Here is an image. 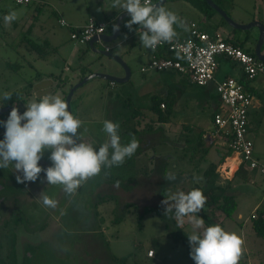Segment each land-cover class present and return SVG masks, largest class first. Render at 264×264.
I'll list each match as a JSON object with an SVG mask.
<instances>
[{"label":"rangeland","instance_id":"obj_1","mask_svg":"<svg viewBox=\"0 0 264 264\" xmlns=\"http://www.w3.org/2000/svg\"><path fill=\"white\" fill-rule=\"evenodd\" d=\"M41 1L43 2V7L40 10H36L33 4L28 6H15L12 0H0V23L2 25L0 27V94L4 92L11 93L24 87L38 73L43 74L42 82L40 81L41 83L39 85L34 86L35 89L28 103L36 100L39 96L38 94L42 92L60 95L63 98V91L66 90L68 92L71 85L79 82L78 78L75 77L76 74L81 76L83 72L87 74L99 72L123 75L122 68L118 63L107 57L95 54L87 44L79 43L71 37L70 29L71 26H74V21L78 20L77 22H79L87 17L100 19L99 16L101 15H99L98 9H95L97 5L96 0ZM152 3H155L154 0H152ZM161 6L179 14V18L183 17L185 20H195L203 24L204 15L187 0H166ZM222 6L228 15L237 23L246 24L259 20L264 25V0H230L229 2H224ZM12 11L16 13V19L10 24H5L2 17ZM60 14L63 15V18L69 26H62L58 23V16ZM221 18L218 14H214L210 18L209 23L211 25L208 24V32H212V28L215 27L213 24L217 23V29L222 34L232 37L239 42H243V46L250 50L254 49L258 37L256 29L248 31L232 29L224 20L221 21ZM16 22L17 24L14 26ZM29 25L33 26L31 33H29V39L37 43H42V41L48 42L47 46H42L43 51H45L42 55L38 51L29 50L27 39H23L22 37ZM107 46L112 47L111 51L118 53L126 62L131 72L130 79L124 83L111 85L108 80L99 77L91 78L74 91L70 101L72 114L82 121V127L79 130L82 133V138L85 139L86 143L93 144L94 146L103 143L107 139L106 134L102 131L103 121H116L114 115L119 116L121 113L123 101L127 99L131 101L129 103L131 104L130 107H134V109L136 107H143L146 104L147 96L145 95L148 92L149 94L157 93L159 89L156 86L160 83H152L144 80L147 74L153 71L148 69L145 72H141L140 69L146 67L152 54L151 51L141 45L138 34L120 33L117 40L107 44ZM95 47L102 48L103 45L95 44ZM262 50H264V43ZM17 65L18 67H13ZM74 67H77L76 73L72 70ZM45 75H54V80L58 83L55 81L48 82L51 78ZM58 77L63 80L64 85H59L60 80ZM69 80L70 83H68ZM252 81H249V85ZM184 85L186 87H184L181 99L185 108L180 114L172 113L170 121L174 124L168 127L165 126L166 131L164 132L167 136H164V139L159 143H156L161 139L158 137L159 134L148 136L149 140L151 137L149 145L156 144V146L154 149L148 148L146 150L147 155L150 156L149 159L151 160L154 151L156 153L157 151L158 153H163L164 157L162 159L164 158L163 160H165L167 158L166 161L168 163L167 175H161L160 169L162 164L158 163L154 175H151L147 180L144 179L145 175L142 176L144 178L139 176L136 185L135 183L128 185L129 189L117 183L107 185L103 181L97 191L100 192V195L107 193L114 194L118 204L120 203L124 209L120 212V206H114L112 202L108 203L105 209L98 207L101 212L99 214L104 217L100 227V230L103 231V236H100L99 239L92 236L93 231L97 232L95 230L91 231L93 225L100 226L97 218H90L87 221V223H90L89 235L78 233L82 228L81 225H83L80 219L81 214L79 213L77 214L78 219L68 220L69 224L67 223L65 225V233H60L65 234L63 239L67 241L79 239L78 242L71 245L72 250L65 257L70 262H66L63 258L66 256L64 254L66 251L63 253L64 249L60 250L61 253L55 251L56 253H53V257L50 253L53 249L50 246L46 244L41 246L39 244L37 250L38 254L41 255H37L34 264H116L117 262H112V257L122 258L129 255L132 258L127 259V264H133L134 259L139 264H194V261L189 255L190 244L187 236L191 234L190 224L187 220L183 224H178L176 218H174L177 225L183 227L179 232L180 238H177L178 241L175 240L169 234L176 232L175 226L170 220H164L170 212H166L167 205L163 203L172 194L178 191L187 192L192 187L200 189L206 197L204 206H207V208L203 209V211L201 209L197 215H203L202 212L207 213L214 223L221 221L222 214L217 213L215 208L209 204L211 195L217 194L219 189H224L225 193L234 194L237 203L236 211L231 218H225L223 220L222 227L226 231L236 233L243 241L239 264H258L259 262L264 264V257L258 259V251L254 252L255 256H253V252L250 254L252 255L251 257L247 255L248 252L245 251L246 245L243 238V235L246 236L247 234L245 230L250 233L252 232L251 224L247 220L250 219V213L254 209H264V199H259L262 196L259 190L260 187L262 189V184H264V177L257 172L246 171L244 167V179L234 177L230 181L229 178H231L235 169L233 165L237 167V164L240 163L237 156H233L232 154V158H225L217 166L216 173L208 181L204 180L202 171L207 163L202 162L197 164V153L193 154L190 151L183 150L181 144H177L175 141L174 133L176 131L173 130H180L179 123L191 125L193 128L189 134L191 140H195L197 137L198 126L208 125L211 127L209 109L200 118V125H198L199 123L197 124V101L194 99L197 97V86ZM167 88L170 91L169 96L176 99V93L169 83ZM111 94L113 96L114 94H120L122 101L116 100L115 97L112 98L110 96ZM256 100L260 102L261 107L253 110V113L248 117V131H250L248 136L254 143V155L259 159L260 163L264 164V85L254 93L253 101L255 102ZM22 109L26 110V106H22ZM126 110L129 111V108L126 107ZM139 111L141 112L142 110L139 109ZM124 112L126 111L123 110ZM8 114L9 112L3 113L1 119H6ZM121 117H123L122 113ZM121 119L119 118L118 120ZM123 120H127V118L124 117ZM122 126L124 125L121 123L120 127ZM119 130L122 133L124 132V130ZM3 133V127H0V139L3 138ZM121 137V142L123 143L131 140V138L128 140L127 136L121 135ZM221 141L223 140L217 139L216 143H214L213 140L210 144L214 143L215 145H219ZM208 143L209 141H207ZM208 154L211 160L216 157L214 150H211ZM49 155L50 150L45 151L39 162H51L48 158ZM158 155L160 156L161 154ZM190 156L191 158H195L192 162L189 160ZM228 162L234 164H231V167L226 169L225 167H227ZM149 164L152 165L153 163L149 162ZM48 166L46 164L44 165L45 168ZM8 168L15 170L12 164ZM14 173L15 175H8L7 168L0 169V182H2L0 184H10V187L14 188V190H21L23 186L19 185L16 181V175L18 173ZM101 174L102 170L99 174L82 183L77 190V196L72 199V205L69 208L70 210L72 209V212L59 214L60 222L63 225L66 223L65 220L75 216L74 206L85 200L88 187H95L97 181L95 178ZM171 175H174L176 179L169 180L166 178ZM246 175L249 176L248 179H245ZM189 176L191 177V181L188 179ZM181 180L185 181L180 183ZM33 183L38 184L36 182ZM62 189L63 186L61 185H47L42 190L40 196L42 198L43 195H47L55 200V208L59 209L62 207L60 204L63 201V194H68ZM92 198H95V195ZM33 203L23 200L18 207L31 211L32 217H35L34 219L39 224L42 220L47 219L45 218L44 209L52 207H46L43 203L40 205ZM128 203L129 205H127ZM81 206L79 205L78 207ZM113 207L117 208V213L114 210L111 211ZM145 207L148 208V211L143 213ZM73 222L74 225H71ZM240 224L243 225V228H240ZM205 226H208V224L205 223ZM253 236L255 235L253 234ZM36 240L43 241L44 238L36 237ZM47 242L51 246L54 245L52 246L53 248H58L52 242V239H49ZM261 242L264 248V242L262 240L259 239L256 241L258 245ZM60 243L62 244L61 238ZM149 249L153 251L154 257L144 258L143 256ZM45 254L47 256L46 258Z\"/></svg>","mask_w":264,"mask_h":264},{"label":"clouds","instance_id":"obj_2","mask_svg":"<svg viewBox=\"0 0 264 264\" xmlns=\"http://www.w3.org/2000/svg\"><path fill=\"white\" fill-rule=\"evenodd\" d=\"M112 8L127 12L130 19L125 27L136 29L141 45L153 51L177 37L176 27H184L178 15L152 3L151 0H111ZM16 19L14 11L5 14L2 20L10 24ZM119 26H114L118 31ZM11 94H0V101H8ZM3 104L0 103V107ZM3 138L0 139V169L14 166L17 183L35 182L41 172L47 185H61L67 193L74 194L89 178L100 173L102 167L119 166L131 157L139 147L133 138L121 143L119 123L104 120L102 131L107 139L93 145L82 139L79 131L82 121L75 117L60 95L45 93L26 104L22 113L12 107L6 119H0ZM50 150L51 165L43 167L39 161L44 152ZM175 180L174 175L166 177ZM171 202V203H170ZM46 207H56V201L43 195ZM166 212H173L178 224L185 220L191 226L188 234L190 257L194 264H239L242 251L241 238L226 231L218 224L205 226L197 215L206 203V197L198 188L178 191L163 201Z\"/></svg>","mask_w":264,"mask_h":264},{"label":"trees","instance_id":"obj_3","mask_svg":"<svg viewBox=\"0 0 264 264\" xmlns=\"http://www.w3.org/2000/svg\"><path fill=\"white\" fill-rule=\"evenodd\" d=\"M158 0H154V2H156ZM189 3L192 4V6H194L195 8H197L203 15H204V20L205 21H209L210 18L214 15L217 14L216 11L214 9H212L206 2V0H187ZM219 8H221L222 10H224L226 13L227 11L223 8L222 4L224 2H229L230 0H212ZM13 2V1H12ZM14 3V2H13ZM33 4L35 5V9L36 10H40L43 6V2H41L40 0H32L30 2H28L25 5H30ZM15 6H21V5H17L14 3ZM177 14V13H176ZM228 14V13H227ZM179 17V14H177ZM117 16V12H112V14L105 16L104 21L102 22H106L109 23L110 27H113L114 25V21L115 18ZM59 19H63L61 17L58 16V20ZM130 19V17H128L127 19H125L123 21V23L121 24V30L120 33H133L136 31V29L139 27L138 25H133L132 26V30H129L127 27H125V23L126 21ZM181 21H183L184 26L187 25V20H185V18L181 17L180 18ZM221 21L223 20L222 18L220 19ZM97 22H101V21H95ZM17 22L14 23V26H16ZM108 25V24H107ZM0 27H2L1 23H0ZM182 27H176L177 29H181ZM215 28H217V26L215 25ZM33 29L32 25H29L27 27V29L24 31V34L22 35L23 39L26 38L27 40V46L29 50L32 51H38L40 55L43 54V49L42 46H47L48 42L47 41H42V43H37L32 41L31 39H29L30 35L29 33H31ZM76 30V29H75ZM75 30H72L73 32ZM79 30V29H78ZM78 30H76L75 32H77ZM225 41L230 42L233 46L235 47H239L242 48L244 51H247L248 53H250L253 57H256L254 54L253 49L250 50L249 48H246L243 46V42H239L235 39H233L232 37L229 36H225ZM87 44V43H85ZM154 57H158V52H153ZM174 55V54H172ZM176 56V55H175ZM172 57V56H169ZM177 57V56H176ZM176 57H172V58H176ZM227 59V58H224ZM228 61L232 62L230 59H227ZM234 64H236L235 62H232ZM264 64V63H263ZM13 67H18L17 66H13ZM80 68V67H79ZM240 69V67H239ZM241 77L239 78L241 83H243V85L245 86V89L249 92H253L252 88H250L249 86V80L242 75L241 71H240ZM43 74H36L35 77L32 78V80L28 81L27 84H25L24 87H21L18 90L12 91L10 94L12 96V98L8 101H1V103L3 105H7V106H13L18 108L20 105H23L25 103L28 102V100L32 97V93H33V88L34 85L42 80V76ZM50 77L51 79H55L54 75H45ZM84 76V73L81 74L80 77H78V81H80L82 79V77ZM60 82L59 85H64L65 83L63 82V80L60 79V77H58ZM56 83H58L56 81ZM72 86V85H71ZM64 95H63V100H65L66 97V90L63 91ZM38 98V97H37ZM36 98V99H37ZM131 101L125 100L122 103V108H121V113L122 116L121 117V113L119 114V116H115L114 118L116 119V121L114 122H118L119 125L122 123L124 126L119 127V129L124 130V132L122 133L119 130V134L120 136H127V139L130 140L135 138L138 142H139V147L137 148L136 152L129 158H126V160L124 161L123 164L119 165V166H113L110 168L104 167V169L102 170V174L99 177H96L95 179H97L95 187H91L89 188L90 192L93 191L94 188H98L99 186H101L102 181H107L110 183H117V184H121L123 186H125L126 188L129 189V184H136L137 178L139 176H144L146 175V164L148 163L147 160H150V156L147 155V149L151 148L154 149V147L156 146V144L154 145H149V141L150 140L147 139V136L149 135H155V134H159L158 137L161 138L158 142H161L164 139V136L166 137L167 135H165L166 131L163 127V124H166L170 121V117L172 115V108H173V98H171L170 96H166V97H162V96H158V95H152L148 98V105L147 106H143L140 108L134 109V107H130L131 104H129ZM161 104L163 105V108H161ZM129 105V106H127ZM126 107L129 108V111L126 110ZM139 109H141L142 111L140 112ZM123 110H125L126 112L123 113ZM131 111V112H130ZM119 112V111H118ZM118 114V113H117ZM126 117L127 120H123V118ZM2 118V116L0 117V119ZM119 118H122L121 120H118ZM180 130H173L176 131L174 133L175 135V141L177 142V144H181V148L187 151H190L191 153H197V164H200L202 162H206L207 165L206 167L203 169L202 171V177L204 178L205 181H208L213 175L214 173H216V168L218 165H220L225 158L230 157L232 155V151L229 148V145L227 143L224 144H219V145H215L213 144H207V141H205V131L202 129H197V137L195 138V140H191L189 137V134L192 132V127L190 124H179ZM125 133V134H124ZM122 139V137H121ZM149 140V141H148ZM167 140V139H166ZM123 143V142H121ZM128 143V142H127ZM127 143H123V144H127ZM185 145V147H184ZM211 150H214L216 157H214V159H209V152ZM161 154L160 157H164L163 153H157L154 151V157H158ZM167 159V158H166ZM164 161L163 164V168L161 167L160 169V173L162 174V176H166L168 173V166H167V161ZM195 158H189V160L192 162ZM141 162V163H140ZM144 167V168H143ZM243 164H240V167L238 168V170L234 173V177H240L243 178ZM130 171V172H128ZM233 177V178H234ZM191 178V177H190ZM191 181V179L189 180ZM194 188V187H192ZM192 188H190L189 190H191ZM96 190V189H95ZM103 190V189H102ZM104 191V190H103ZM219 192L217 194L211 195L210 200H209V204L212 205V207L215 208L216 212L219 213L220 215L222 214V218L221 221L217 222V223H213L212 220L206 216L201 215L200 217H202L205 221V223H207L208 225H213V224H218L222 227V222L225 218H231L232 215L234 214V212L236 211L237 208V203L234 197L233 193H225L224 189H219ZM263 191V190H262ZM96 196L97 199H101V201L99 202L98 200L94 201L91 204V211H95V216L98 220V224L100 225L99 227L94 224L93 228L91 231L95 230L97 232L92 233V236H95L99 239V237L103 236V231L100 230L101 227V223L104 220V217L102 215H100L99 213L100 210L98 209L99 203H104L105 205H107L108 203L112 202L115 205H119L120 206V212L123 211V206L121 207V204H118L117 198L114 196V194H101L99 191H96ZM129 205V203L127 204ZM126 205V206H127ZM103 207V206H101ZM106 206H104L105 209ZM125 207V206H124ZM115 211L117 213V208L113 207L111 209V211ZM148 211V208L145 207V209L143 210V213H146ZM103 214V213H102ZM175 214L174 211L170 212L169 215L167 216L166 219L164 220H170V222H172V224L175 226V233H169L175 240L178 241L177 238L179 237V232L181 231V229L183 227L178 226L177 223L175 222ZM114 222V220H113ZM250 224H251V230L253 232V234L255 235V237L260 238L261 240L264 241V209H256L254 211V213H252L250 215ZM241 225V224H240ZM92 227V225H91ZM79 239L77 240H73L72 239V244L78 242ZM103 245V244H102ZM150 250V249H149ZM147 250V251H149ZM154 255V253H153ZM152 255V256H153ZM52 256L54 257V255L52 254ZM151 256V257H152ZM47 256H45L46 258ZM144 258H150L149 256H147V252L146 254L143 256ZM58 258V257H57ZM128 258H132L131 255L126 256V257H122V258H116V257H112V262L116 264H127V259ZM28 259V258H25ZM134 259V258H133ZM65 260V259H64ZM140 260H141V256H140ZM115 261V262H114ZM133 264H139V262H136L135 259L133 261Z\"/></svg>","mask_w":264,"mask_h":264},{"label":"built area","instance_id":"obj_4","mask_svg":"<svg viewBox=\"0 0 264 264\" xmlns=\"http://www.w3.org/2000/svg\"><path fill=\"white\" fill-rule=\"evenodd\" d=\"M12 1L17 5H25L32 0ZM59 23L68 25L64 19H59ZM187 25L186 36L176 37L171 43L161 44L155 51L149 49L151 52H167L177 57H153L141 71L172 70L187 77L189 82L196 86L214 83L220 102L219 110L212 118L216 135L229 145L240 164L264 177V164L255 157L254 143L248 136V117L253 94L245 89L239 78L226 77L217 80L215 77L220 59L223 58L235 62L242 75L249 81L264 74L263 62L242 48L225 41V36L219 31L208 32L194 21H189ZM106 30V22L96 23L90 20L77 32L72 33L71 37L84 44L93 36L104 34ZM147 255L151 257L153 251L149 250Z\"/></svg>","mask_w":264,"mask_h":264},{"label":"flooded vegetation","instance_id":"obj_5","mask_svg":"<svg viewBox=\"0 0 264 264\" xmlns=\"http://www.w3.org/2000/svg\"><path fill=\"white\" fill-rule=\"evenodd\" d=\"M27 103L20 105L17 108L20 113L25 111L24 109H22V106H26ZM6 106L7 105H3L2 107H0V109ZM1 116L2 114L0 115V117ZM82 139L85 142V139ZM147 139H149L148 136ZM45 164L47 166H50L51 162L45 161L44 163H40V165H42L43 167ZM103 169L104 167L101 168V170ZM7 170L8 175H15V170L8 167ZM151 172L152 171H149L148 169L144 177H148ZM35 182L38 184H34L33 182L19 183V185L23 186L21 190H14V188L10 187V184H0V264H34L36 262L35 259H37V255H41L38 254L37 250L39 244H41V246H43V244L50 246L51 249H53L50 252L51 254L56 253L55 251L60 252V250L64 249L63 253L66 251L64 253L66 254V256H64L63 258L66 262H70L68 258L65 257H67L68 253L72 250V239L71 241H67L66 239L64 240L63 237H65V234L60 233H65V225L67 223L69 224L68 220L72 221L73 219H78L77 214L79 213L81 214L80 219L83 225L79 224L82 228L80 231H78V233L87 235L90 234V223H87V221H89L90 218H96L95 211L91 212V204L94 201L98 200L96 196V191L98 190V188H94L93 191L90 192L88 187V192L85 200H83L82 203H77L74 206L75 216L72 218L69 217V219L67 220L64 219L66 221L64 225L60 222L59 214L72 212V209L70 210L69 208L70 205H72V199L77 196V191L74 194H63V201L60 204V206H62L61 208H45V218L47 219H44L39 224H37L38 221L34 219L35 217H32L31 211L18 207L23 200L30 201L31 203L34 202L33 204L35 205H40L42 203L40 194L42 193V190L47 186V182L44 179L43 172L40 173L39 178ZM104 182L107 185L112 184L107 181ZM94 195L95 198H92ZM71 196L73 197L71 198ZM98 201L100 202L101 199H99ZM99 202V207L103 206L104 208V206H106L104 203ZM79 205L82 206L78 207ZM61 219H63V217H61ZM71 225H74V222ZM36 237L44 238V240L37 241ZM66 237L68 236L66 235ZM60 238L62 244L60 243ZM49 239H52V242L58 246L59 250L56 247L53 248L52 246L54 245L51 246L47 242Z\"/></svg>","mask_w":264,"mask_h":264},{"label":"crops","instance_id":"obj_6","mask_svg":"<svg viewBox=\"0 0 264 264\" xmlns=\"http://www.w3.org/2000/svg\"><path fill=\"white\" fill-rule=\"evenodd\" d=\"M41 1V0H40ZM42 2V1H41ZM151 2H152V0H151ZM96 3H97V5H96V7H95V9H98V11H99V15H101V16H99L100 17V19H96V18H92V17H87V18H83V20H80L79 22H77V21H74V26H71V34L72 33H75V31L76 30H78V29H80L83 25H85L88 21H90V20H93V21H104V19H105V16H108V15H110V14H112V12H117V16L121 13V12H123L121 9H119V8H112V3H111V0H96ZM97 12V11H96ZM116 16V17H117ZM59 17H61V18H63V15L62 14H60V16ZM64 19V18H63ZM65 20V19H64ZM188 22L189 21H194V22H196L201 28H203V29H205V30H207L208 29V24H210L209 23V21H205L204 19H203V24H201L200 22H197V21H195V20H187ZM77 22V23H76ZM188 22H187V24H188ZM58 23H59V20H58ZM123 23V22H122ZM60 24V23H59ZM108 25H107V30H106V32H108V31H111L112 30V27H110L109 26V23H107ZM61 25V24H60ZM211 25V24H210ZM213 25H218L217 23H214ZM63 26V25H62ZM67 26H69V25H67ZM187 26L188 25H186V28H184V27H182L181 29H177L176 30V32H177V37H184V35L186 36V34H187ZM76 29V30H75ZM213 29V31H219L217 28H215V27H213L212 28ZM72 30H75L74 32L72 31ZM208 31V30H207ZM212 31V32H213ZM220 32V31H219ZM133 33H136L137 34V31H135V32H133ZM224 36H225V34H223ZM107 46V45H106ZM107 47H109V46H107ZM132 48H133V46H132ZM131 48V49H132ZM130 49V50H131ZM147 50H149V49H147ZM150 51V50H149ZM151 59L154 57V54H153V52H151ZM158 56H165V57H169V56H172V57H176L175 55H172V54H170V53H167V52H158V54H157ZM150 59V60H151ZM149 60V61H150ZM149 61L147 62V64L149 63ZM75 68V69H74ZM72 70L74 71V73H76V68L77 67H74ZM140 71H141V69H140ZM151 71H153V70H151ZM141 72H145V71H141ZM84 73V76L85 75H87V73H85V72H83ZM120 75H122V74H120ZM75 77H80V76H78V74H76V76ZM215 77H216V79L217 80H221V79H224V78H226V77H233V78H236V79H238V78H240L241 77V74H240V69H239V66L237 65V64H234V63H232V62H230V61H228L227 59H220V63H219V66H218V69H217V72H216V75H215ZM144 80H146V81H149V82H152V83H157V82H160L157 86H156V88L157 89H159L158 90V92L157 93H155V94H149V92L147 93V95H145V96H147L146 97V104H145V106H147L148 105V98L150 97V96H152V95H158V96H162V97H166V96H169V92L170 91H168V83L171 85V87H173V89H174V91H175V93H176V99H173V108H172V113L174 112V114H180V112L182 111V110H184V108H185V106L183 105V103H182V99H181V95H182V93H183V91H184V87H186L184 84H188V85H194V84H192V83H190L189 82V80H188V78L187 77H185V76H183V75H180V74H178L177 72H175V71H172V70H170V71H161V72H156V71H153V72H151V73H148L147 74V77L144 79ZM256 80V81H255ZM254 81H252V83L249 85L250 86V88H252V90H253V92H251L253 95H254V93H256L257 92V89H259L262 85H264V74L263 75H259L256 79H255ZM50 81H55V80H53V79H50V80H48V82H50ZM41 82H42V80H41ZM40 81L39 82H37L34 86L36 87L37 85H39L40 83H41ZM56 82V81H55ZM68 83H70V80H69V82ZM254 83H256V84H254ZM111 85H113V83H110ZM163 87V88H162ZM35 88H33V90H34ZM45 93H47V92H42L41 94H38V95H42V94H45ZM111 93H113V92H111ZM110 96H112V98H116V100H119V101H122V98H121V96H120V94H114V96L111 94ZM218 95H217V93H216V90H215V85H214V83H209L208 85H205V86H197V97L196 98H194L196 101H197V124L200 122V118H202L203 116V113L207 110V109H209V111H210V123H211V127L210 126H198L197 127V129L199 130V129H202V130H204L205 131V141H209V144L211 143V141H213L214 140V142L216 143V140L217 139H221V140H223L221 137H219V136H217L216 135V133H215V126H214V124H213V121H212V118H213V114L215 113V112H217L218 110H219V106H220V102H219V98L217 97ZM261 107V104H260V102H258V100H256L255 102L254 101H252V105H251V107H250V109H249V117H250V115H251V113H253L252 111L253 110H255V109H259ZM256 112V111H255ZM174 117H176V115H174ZM182 123V122H181ZM171 124H174V123H171V121H169L168 123H166V124H163V127H164V129L166 130V127H168V126H170ZM180 124V123H179ZM198 125H200V123L198 124ZM166 126V127H165ZM250 132V131H249ZM250 134V133H249ZM211 140V141H210ZM221 144H224V141H221L220 142V145ZM215 145V144H214ZM233 156H236V155H234L233 154ZM233 156H230V158H232ZM256 157V156H255ZM164 159V158H163ZM162 159V157H160V156H158V157H154V155H152L151 156V160H147L148 161V163L146 164V170H148L149 169V171H152L151 172V174H149V176L148 177H142V178H144V179H149L150 178V176L151 175H154V172H155V170H156V168L158 167V163L159 164H162L161 165V167L163 168V164H164V161L165 160H163ZM258 159V158H257ZM258 161H259V159H258ZM149 162L150 163H153L152 165H150L149 164ZM260 162V161H259ZM141 163V162H140ZM228 165H227V167H225L226 169H229L230 167H231V164H234V163H227ZM235 165H233V168H235L234 169V172L232 173V175H231V178H229V180L231 181L232 179H233V177H234V173L238 170V168L240 167V163L239 164H237V167H234ZM144 168V167H143ZM246 171H247V169H246ZM248 171H250V170H248ZM244 172V171H243ZM162 175V174H161ZM245 175V174H244ZM163 178V177H162ZM249 178V176L248 175H246V177H245V179H248ZM251 178V177H250ZM188 179H190V176H189V178ZM250 180V179H249ZM254 180V179H253ZM253 180H251V181H253ZM185 180H181V182L180 183H183ZM179 184V183H178ZM136 185V184H135ZM263 190V191H262ZM259 193L260 194H262V196L259 198V199H264V184H262V189H261V187H260V190H259ZM205 208H207V206H204L203 208H202V211H203V209H205ZM254 211H255V209H254ZM254 211H252L251 213H250V215L252 214V213H254ZM203 214H204V216H206V217H208V218H210L208 215H207V213H204V212H202ZM211 219V218H210ZM212 220V219H211ZM247 220H249V222H250V219H247ZM246 221V220H245ZM244 221V222H245ZM213 222V221H212ZM214 223V222H213ZM240 228H243V225H241V227ZM246 232H247V234H246V236L245 235H243V238H244V242H245V245H246V247H245V251H247L248 253H247V255H249L250 257L252 256V255H250L251 254V252H253V256H255L254 255V252H256V251H258V255H259V258L258 259H261L262 257H264V248H263V246H262V242L260 243V245H258L257 243H256V241L257 240H259L260 238H258L257 239V237H255V236H253V232H249V231H247V230H245ZM249 233V234H248ZM261 240V239H260ZM263 241V240H262ZM264 242V241H263ZM154 257V255L152 256V257H150V258H153ZM258 264H261V262H259Z\"/></svg>","mask_w":264,"mask_h":264},{"label":"water","instance_id":"obj_7","mask_svg":"<svg viewBox=\"0 0 264 264\" xmlns=\"http://www.w3.org/2000/svg\"><path fill=\"white\" fill-rule=\"evenodd\" d=\"M166 0H158L155 3L161 6ZM207 4L216 11V13L222 17L224 22H226L227 25H229L232 29H240L244 31L256 29L258 32V37L254 46V54L256 58L260 62H264V50H262V46L264 43V25L261 23L259 20L256 21H251L246 24H240L234 21L224 10L219 8L212 0H206ZM129 15L127 12L123 11L121 12L114 21V25L112 27L111 31L105 32L104 34H101L99 36H93L89 42L87 43L88 47L92 49V52H94L97 55H101L104 57H107L109 59H112L116 63H118L123 71V75H115L112 73H89L85 76L82 77V79L76 83L75 85H72L70 89L68 90L66 97H65V102L68 105V109L71 112V107H70V101L71 97L74 93V91L81 85H83L85 82L90 80L91 78L99 77L105 80H108L110 83H124L127 82L130 79V69L127 66L126 62L121 58V56L116 53L111 51L110 47H107V44L113 43L114 41L117 40V38L120 35V30H121V24L122 22L127 19ZM118 25L119 30L114 31V26ZM95 44H101L103 45L102 48L95 47ZM108 48V49H106ZM12 109L11 106H6L0 109V115L5 113V112H10ZM20 112V111H19Z\"/></svg>","mask_w":264,"mask_h":264}]
</instances>
